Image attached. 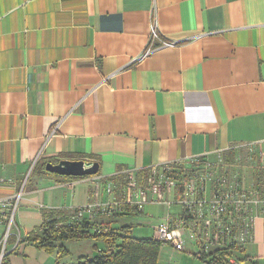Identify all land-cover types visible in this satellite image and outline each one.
I'll use <instances>...</instances> for the list:
<instances>
[{
	"label": "crops",
	"instance_id": "1",
	"mask_svg": "<svg viewBox=\"0 0 264 264\" xmlns=\"http://www.w3.org/2000/svg\"><path fill=\"white\" fill-rule=\"evenodd\" d=\"M152 28L176 44L140 58ZM244 147H264V0H0V200L28 178L23 236L91 202L85 177L41 161L96 160L104 178ZM251 235L235 264H264V204ZM186 253L165 245L157 264H199Z\"/></svg>",
	"mask_w": 264,
	"mask_h": 264
},
{
	"label": "built area",
	"instance_id": "2",
	"mask_svg": "<svg viewBox=\"0 0 264 264\" xmlns=\"http://www.w3.org/2000/svg\"><path fill=\"white\" fill-rule=\"evenodd\" d=\"M149 35V44L140 58L176 44L174 40L162 38L153 28ZM231 166L220 154L216 160L195 155L162 166H150L143 175L139 170L124 168L105 182L98 175L91 177L96 192L100 182L105 183L104 190L116 209L127 206L142 213L146 205L177 206L178 210L167 211L153 228L152 237L163 245L175 252L190 249L201 264H235L236 254L252 237L254 219L262 209L264 198L253 185L245 186L240 176L231 171ZM22 188L12 200H0V209L8 221L2 235L4 243ZM93 205L85 208L91 211Z\"/></svg>",
	"mask_w": 264,
	"mask_h": 264
},
{
	"label": "trees",
	"instance_id": "3",
	"mask_svg": "<svg viewBox=\"0 0 264 264\" xmlns=\"http://www.w3.org/2000/svg\"><path fill=\"white\" fill-rule=\"evenodd\" d=\"M233 152L234 151H231L232 156L230 158L227 159L224 157V160L232 161ZM90 158L96 159L95 156ZM45 163V161H41L39 164H35L33 170L34 168L37 170L39 167L45 174L62 178L78 179L89 177H67L50 173L45 170ZM145 172L146 169L139 170L140 175H143ZM99 174L100 171L93 176ZM113 178V176H109L102 179L103 182H105ZM252 179L253 186L264 198V170H253ZM123 209L125 212L131 210L135 215L141 213L127 206H124ZM80 210H83L82 212L84 215H87L85 214L87 213L86 208L82 207L75 209V211ZM114 213L117 214L120 213V211L116 209ZM72 217L73 216L69 214L68 210L64 209L44 210L42 211V221L40 224L24 235L18 243L26 242L45 252H56L57 258L61 259L68 254V251L63 246L64 242L90 238L96 241H102L104 249H99L101 252H97L91 257L84 255L80 256L75 264H157L159 250L163 244L152 236H133L131 233L132 226L130 225H122L115 228L114 225L110 226L108 223H105L104 230H101L96 223L93 224L85 216L77 219ZM101 224L102 223H100V225ZM10 239L11 235L8 236L7 242H9ZM1 264H6L5 255L1 259Z\"/></svg>",
	"mask_w": 264,
	"mask_h": 264
},
{
	"label": "rangeland",
	"instance_id": "4",
	"mask_svg": "<svg viewBox=\"0 0 264 264\" xmlns=\"http://www.w3.org/2000/svg\"><path fill=\"white\" fill-rule=\"evenodd\" d=\"M228 162L232 163L231 171L233 173H237L240 176V181H242L245 186H252L251 177L253 174V170L262 169L264 167V147H244L239 152H237V155L233 156L232 161ZM84 179H87L91 185V203L89 204H94L92 206L93 209L85 213L88 216L84 215V213L82 212L83 210H70L68 212L71 216H73L72 218L77 219L84 216L87 217L90 222H92L93 224L96 223L101 230H104L105 223H108L110 226L114 225L115 228H118L122 225H130L132 226L131 233L133 236H152L153 228L161 222L167 211L178 210V207L174 205L169 208L164 205H146L144 211L137 215L133 214L131 210L125 212L124 209H118L120 213L116 214L114 213L116 211V208H114L112 203L110 202L111 197L107 194L106 190V193L101 192V182L99 184L98 192H96L92 177L89 176L85 177ZM27 181L28 178L24 182L26 183L25 186L27 185ZM24 187L22 189H24ZM105 194L108 197L107 199H105ZM20 200L21 198H19V202ZM100 223L102 224L100 225ZM7 224L8 221L7 219H5L4 225H2L0 229V233L2 235H4V233L6 232ZM33 224L35 223H29L27 224V226L33 227L35 226ZM23 233L24 232L18 229V226L15 223L14 213L13 220L11 221V226L9 228V235H14L16 239H21L23 237ZM2 235L0 238V244L1 247L5 245L4 255L6 264H57L58 258L56 256V252H45L37 247L31 248L29 245L27 246L24 243L22 246H19V248L16 249L15 252H12L10 249V242L4 243V241H2ZM63 246L68 251V254L60 260V264H75L80 256L84 255L91 257L97 252H101L99 249H104L102 241H96L90 238L66 241L63 243ZM28 247H30L31 249H28ZM161 248H165V245H162ZM186 254L190 255V257L195 258L196 261L201 264V261L197 257L193 256L190 253Z\"/></svg>",
	"mask_w": 264,
	"mask_h": 264
},
{
	"label": "water",
	"instance_id": "5",
	"mask_svg": "<svg viewBox=\"0 0 264 264\" xmlns=\"http://www.w3.org/2000/svg\"><path fill=\"white\" fill-rule=\"evenodd\" d=\"M45 170L67 177L93 176L99 171V163L95 160L61 159L56 163H45Z\"/></svg>",
	"mask_w": 264,
	"mask_h": 264
}]
</instances>
